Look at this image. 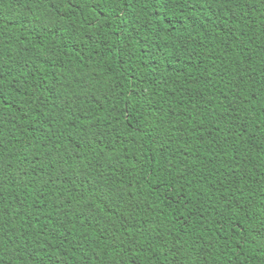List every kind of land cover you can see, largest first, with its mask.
<instances>
[{"label": "trees", "instance_id": "obj_1", "mask_svg": "<svg viewBox=\"0 0 264 264\" xmlns=\"http://www.w3.org/2000/svg\"><path fill=\"white\" fill-rule=\"evenodd\" d=\"M0 264H264V0H0Z\"/></svg>", "mask_w": 264, "mask_h": 264}]
</instances>
